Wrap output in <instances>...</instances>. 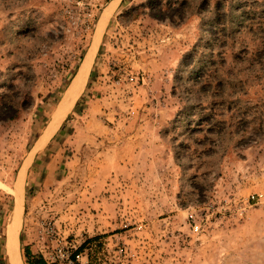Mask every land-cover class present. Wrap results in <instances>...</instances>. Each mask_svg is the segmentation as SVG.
Masks as SVG:
<instances>
[{
	"label": "rangeland",
	"instance_id": "374dc122",
	"mask_svg": "<svg viewBox=\"0 0 264 264\" xmlns=\"http://www.w3.org/2000/svg\"><path fill=\"white\" fill-rule=\"evenodd\" d=\"M16 216L22 264H264V0H0V264Z\"/></svg>",
	"mask_w": 264,
	"mask_h": 264
},
{
	"label": "bare ground",
	"instance_id": "6f19581e",
	"mask_svg": "<svg viewBox=\"0 0 264 264\" xmlns=\"http://www.w3.org/2000/svg\"><path fill=\"white\" fill-rule=\"evenodd\" d=\"M91 56V55H90ZM89 64H90V57L87 58L86 64L83 67V71H82V75L80 76V78H84L88 68H89ZM82 68V67H81ZM81 79V80H82ZM77 81L78 84L75 85L73 91L70 90V92L68 93L69 97L67 98V104H70L73 99L75 98L74 96L76 95L75 91H78L80 89V87L82 86V81ZM72 104V103H71ZM66 111V107L65 105H63V108L60 112V115L63 114V112ZM18 216L15 217V220L13 221V224H11L8 228V233H7V253H8V257H9V262L10 264H22L20 255H19V250H18Z\"/></svg>",
	"mask_w": 264,
	"mask_h": 264
},
{
	"label": "built area",
	"instance_id": "2783aa9c",
	"mask_svg": "<svg viewBox=\"0 0 264 264\" xmlns=\"http://www.w3.org/2000/svg\"><path fill=\"white\" fill-rule=\"evenodd\" d=\"M254 200V197L251 198ZM200 225L194 224L192 227V233L195 235L199 233L200 231ZM47 233H54L52 230L47 231ZM76 249L72 250V248L64 247V246H56L53 250V252L48 253L45 255L42 254V259L46 262V264H75V263H81V264H88L87 257H83L82 254H75ZM83 259L85 261L83 262Z\"/></svg>",
	"mask_w": 264,
	"mask_h": 264
},
{
	"label": "trees",
	"instance_id": "16d2710c",
	"mask_svg": "<svg viewBox=\"0 0 264 264\" xmlns=\"http://www.w3.org/2000/svg\"><path fill=\"white\" fill-rule=\"evenodd\" d=\"M74 77V74L71 76V78H73ZM89 242H85L79 249H80V251H82V249H83V246L85 245H87ZM25 251V256L28 258V261L26 262V264H45V262L43 261V260H34L33 258H31V256H30V253L28 252V249H25L24 250Z\"/></svg>",
	"mask_w": 264,
	"mask_h": 264
}]
</instances>
